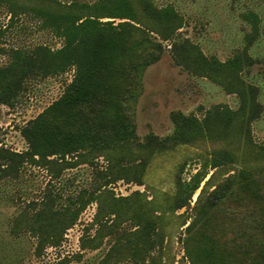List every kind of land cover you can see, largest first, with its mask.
Listing matches in <instances>:
<instances>
[{
	"label": "trees",
	"instance_id": "1",
	"mask_svg": "<svg viewBox=\"0 0 264 264\" xmlns=\"http://www.w3.org/2000/svg\"><path fill=\"white\" fill-rule=\"evenodd\" d=\"M45 1L75 11L62 14L37 11L43 27L63 39L62 46L55 51L38 47L34 55L14 52L12 61L0 67V104H11L18 96L23 80L34 68L44 76L73 70V76L61 96L21 129L27 144L25 152L17 154L0 147V180L8 176L16 178L24 165L43 168L51 178L57 179L62 171L71 168L68 157L78 158L87 152L116 153L133 146L162 152L181 144L221 141L232 135L245 139L250 124L260 116L262 107L256 101L257 88L239 77L255 60L245 53L225 62L207 58L197 46L178 38L182 18L172 7L156 8L149 0H137L138 10L132 0ZM141 17L148 24L143 23ZM248 18L256 32V16L249 13ZM157 40L171 43V56L177 66L221 85L227 94H235L239 99L237 109L216 106L202 119L173 112L170 117L173 131L169 136L148 135L144 143H139L134 122L127 113L128 106L133 105L141 89L143 71L160 58L162 45ZM99 114L105 120V125L100 127L97 125ZM258 154L264 158V137ZM113 156L106 159L103 170H95V187L68 196L67 204L56 209L51 192L45 193L36 213L20 212L13 220L11 234L29 233L36 239V251L57 247L85 207L95 203L97 213L93 226L96 231L92 237L81 238L80 249L96 250L103 239L109 237L113 243L101 264H117L121 259L132 264H152V251L160 244L157 243L154 211L145 213L148 203L139 193L116 198L106 189L120 180L141 185L145 159L141 156L137 163L124 165L121 156ZM232 160L228 151H215L205 166L216 169ZM206 175V172L197 171L189 181H177L171 212L188 205ZM207 185L208 182L205 187ZM259 193L252 186L251 173L239 171L215 186L204 200L199 195L190 222L184 229V254L189 264H229V260L226 262L225 257L217 256L214 249L215 215L231 197L244 195L254 199ZM260 207L259 210L252 207L254 210L248 213L240 206L231 211L236 226L247 232L244 236L236 233L233 244L240 246L243 242L252 248L247 263L241 259L236 264H264V206ZM126 221L131 228L121 230V223ZM56 264L66 262L59 260Z\"/></svg>",
	"mask_w": 264,
	"mask_h": 264
},
{
	"label": "rangeland",
	"instance_id": "2",
	"mask_svg": "<svg viewBox=\"0 0 264 264\" xmlns=\"http://www.w3.org/2000/svg\"><path fill=\"white\" fill-rule=\"evenodd\" d=\"M58 1L87 3L94 0ZM149 1L156 8L172 7L182 18L178 38L197 46L207 58L214 57L219 62H225L245 53L255 60L252 66L242 70L239 77L257 88L256 101L262 107L260 116L250 124L245 139L232 135L221 141L201 140L181 144L162 152L140 150L133 146L116 153L87 152L78 158L68 157L71 168L62 171L57 179L51 178L43 168L22 166L16 178L8 176L0 180V264H56L59 260H64L66 264H101L113 243L111 238H104L96 250L80 249L81 238L92 237L96 231L93 226L97 213L95 203L85 207L75 225L65 231L57 247L36 251V239L26 232L14 236L11 229L20 212L32 215L40 209L39 201L47 192L55 198L56 209L67 204L68 196L76 195L82 189L91 190L97 184L94 182L95 170H103L106 159L112 154L121 156L124 165L137 163L141 156L145 159L141 185L120 180L106 189L116 198L139 193L148 203L145 213L154 211L157 243L159 241L160 244L152 251V264H189L184 254V229L190 222L192 209L201 192L204 200L209 191L232 175L239 171L251 173L252 186L260 191L258 197L251 199L241 195L228 199L215 215L212 231L216 255L225 257L224 261L236 264L243 259L247 263L251 257L252 248L247 243L242 242L240 246L233 244L236 233L244 236L247 232L236 226L231 211L240 206L248 213L253 208L259 210L260 206H264V158L258 154L264 137V0ZM132 3L138 10L137 0H132ZM37 11L52 14L75 12L45 0H0V67L7 66L16 51L34 55L38 47L55 51L62 46L63 39L43 27ZM249 13L257 18L256 32L248 18ZM140 20L148 24L144 18ZM103 21L119 22L111 19ZM157 41L162 45L160 58L145 68L141 89L133 105L128 106L127 113L134 122L139 143H144L148 135L159 138L169 136L173 131L170 118L173 112L202 119L207 111L216 106L237 109L239 99L235 94H227L221 85L177 66L171 56V43ZM32 71L23 80L18 96L11 104H0V147L17 154L27 150L21 129L61 96L73 76V70L46 76L37 68ZM98 119V127L105 125L102 115L99 114ZM221 150L232 154L231 163L216 169L205 166L212 153ZM197 171L206 172L205 179L187 206L171 212L177 181H189ZM32 201L35 203L32 204ZM130 228L127 221L120 225L121 230ZM117 264L132 263L121 259Z\"/></svg>",
	"mask_w": 264,
	"mask_h": 264
}]
</instances>
